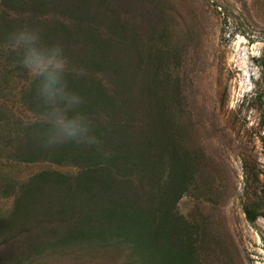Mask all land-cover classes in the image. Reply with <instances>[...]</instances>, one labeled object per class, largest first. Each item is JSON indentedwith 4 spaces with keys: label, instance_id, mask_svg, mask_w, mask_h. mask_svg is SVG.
<instances>
[{
    "label": "rangeland",
    "instance_id": "1",
    "mask_svg": "<svg viewBox=\"0 0 264 264\" xmlns=\"http://www.w3.org/2000/svg\"><path fill=\"white\" fill-rule=\"evenodd\" d=\"M253 1L0 0V264H157L122 228L99 229L118 208L76 182V160L28 154L27 126L44 113L28 100L36 78L4 60V12L16 31L38 27L44 46H63L65 86L84 105L72 115L98 141L88 168L127 132L134 159L152 158L144 139L170 137L195 165L175 203L195 225L193 264H264V1Z\"/></svg>",
    "mask_w": 264,
    "mask_h": 264
},
{
    "label": "trees",
    "instance_id": "2",
    "mask_svg": "<svg viewBox=\"0 0 264 264\" xmlns=\"http://www.w3.org/2000/svg\"><path fill=\"white\" fill-rule=\"evenodd\" d=\"M259 1L264 0H254L252 5ZM3 14L5 15L4 21L9 25L6 29L9 33L5 32L8 34L16 32L15 25H18L16 18L6 12ZM10 41L13 40L10 39ZM9 51L11 53H8L4 60H18L16 67H23L22 57H18L12 47ZM30 84L33 93L28 97V100L44 115H39L34 125L27 126L25 137L30 130L33 132V142L29 143V146H32L31 152L29 151L28 154L36 156L49 151L54 156L52 157L54 160L56 158L58 160L71 158L73 162L76 160L77 165L83 167L84 170L76 178V182L79 180L82 187L89 190L91 186H96L110 207L118 208L114 210L115 213L112 212L118 218L117 216L116 219L112 217L109 221L106 210L103 211L105 216L98 222L99 229L101 231L104 229L103 232L106 236L111 237V234L114 233L111 232V229L118 231L122 228V231L128 236V248L134 250L142 258L148 259V255L152 256L156 259L157 264H193L191 260L193 258L192 235L190 234L188 238V232L191 233L195 225L180 220L176 214L175 203L182 193L190 190V185L195 180L192 176L195 165H192L187 152L181 154L180 144L168 136L164 141L144 139L146 142L143 148L152 151L153 156L149 158L146 153H143L134 159V152L127 140L130 133L127 132L126 135H121L118 144L109 145L107 157L105 156L99 166L93 169L88 168L85 163L87 147L76 145L77 141L60 147H46L52 145L54 135L51 120L53 105L46 102L39 94L40 82L38 79L32 80ZM66 91L69 94H75V91L68 87H66ZM80 104L84 106L83 103ZM60 107H63V104ZM74 107L68 111L70 112L69 117L73 116ZM89 119L97 121V118ZM128 127L130 126L128 125ZM142 141L140 140V142ZM78 142L86 144L87 135H83ZM165 144L170 148L168 152H165ZM80 147H82L83 153H80ZM155 156H159L160 159L156 160ZM113 167L117 169V172L112 173ZM132 176L136 178L137 182ZM39 179H30V185L48 180ZM62 183L64 184V182ZM116 234L118 233L115 232L113 237Z\"/></svg>",
    "mask_w": 264,
    "mask_h": 264
},
{
    "label": "clouds",
    "instance_id": "3",
    "mask_svg": "<svg viewBox=\"0 0 264 264\" xmlns=\"http://www.w3.org/2000/svg\"><path fill=\"white\" fill-rule=\"evenodd\" d=\"M13 50L22 54L21 63L29 74L40 82L39 94L46 102L53 105L51 120L54 128L52 145L60 147L69 142L79 146L90 147L98 143L94 138L86 144L79 139L87 133L86 117L75 115L69 117L68 111L82 103V98L69 94L64 83L66 59L62 45L44 46L38 27L24 26L12 33ZM63 104V107L60 105Z\"/></svg>",
    "mask_w": 264,
    "mask_h": 264
}]
</instances>
